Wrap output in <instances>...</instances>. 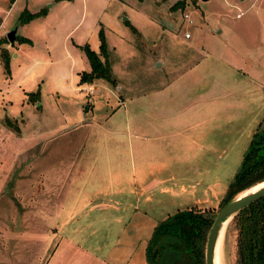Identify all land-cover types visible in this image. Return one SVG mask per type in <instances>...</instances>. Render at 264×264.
<instances>
[{
    "label": "rangeland",
    "instance_id": "1",
    "mask_svg": "<svg viewBox=\"0 0 264 264\" xmlns=\"http://www.w3.org/2000/svg\"><path fill=\"white\" fill-rule=\"evenodd\" d=\"M85 46L116 83L80 82ZM260 74L264 0H0V264L86 262L76 244L144 245L150 216L218 211L264 128Z\"/></svg>",
    "mask_w": 264,
    "mask_h": 264
},
{
    "label": "trees",
    "instance_id": "2",
    "mask_svg": "<svg viewBox=\"0 0 264 264\" xmlns=\"http://www.w3.org/2000/svg\"><path fill=\"white\" fill-rule=\"evenodd\" d=\"M35 13H28L32 17ZM24 39L22 36H17ZM16 38V39H17ZM101 51L106 43L101 41ZM89 70L79 73L80 82L105 79L116 83L107 56L84 47ZM7 66L8 52L2 53ZM264 179V128H257L243 159L231 179L219 208L243 190ZM216 210L183 209L159 221L147 241V264H205V247ZM225 236L233 237L234 253L230 264H264V196L251 202L228 222Z\"/></svg>",
    "mask_w": 264,
    "mask_h": 264
},
{
    "label": "crops",
    "instance_id": "3",
    "mask_svg": "<svg viewBox=\"0 0 264 264\" xmlns=\"http://www.w3.org/2000/svg\"><path fill=\"white\" fill-rule=\"evenodd\" d=\"M254 83H258L260 88L264 91V74L259 77V80H256L255 78L252 79ZM92 87V85H90ZM149 156H147L148 159ZM157 180H151L144 185V189L147 190L150 189V185L152 182H156ZM147 199V198H146ZM150 198L148 197L147 200ZM137 204V203H136ZM134 204L132 210H136L137 206ZM110 207L111 205L109 203H104L103 207ZM130 211L129 213H116V219L118 220V225H120V232H124L127 229V226H130V222L132 219L138 215H133V211ZM142 215V214H141ZM147 213L143 214V217H147ZM127 218L129 220L127 221ZM158 223L152 216H150V236L153 232V229L155 225ZM90 235H93L90 233ZM147 241H145L144 245L132 243V242H126V243H117L114 245H101V244H88L81 246L79 244H76L74 246L75 250H80L87 252L90 256L94 257V259L89 261H81L78 259L68 260L62 259L58 261H54L53 264H147L146 261V249ZM70 245V244H69ZM82 247V248H81ZM99 252V253H98ZM84 260V259H83ZM84 262V263H83Z\"/></svg>",
    "mask_w": 264,
    "mask_h": 264
},
{
    "label": "water",
    "instance_id": "4",
    "mask_svg": "<svg viewBox=\"0 0 264 264\" xmlns=\"http://www.w3.org/2000/svg\"><path fill=\"white\" fill-rule=\"evenodd\" d=\"M17 36L18 25H16L6 33V37L9 42H13L17 38ZM262 196H264V184L252 191H249V193L247 194L241 195L240 193L234 199L219 208L212 223L211 229L208 233L205 247V264H214L215 247L220 235V231L222 230L224 224H228V222L237 212Z\"/></svg>",
    "mask_w": 264,
    "mask_h": 264
},
{
    "label": "bare ground",
    "instance_id": "5",
    "mask_svg": "<svg viewBox=\"0 0 264 264\" xmlns=\"http://www.w3.org/2000/svg\"><path fill=\"white\" fill-rule=\"evenodd\" d=\"M264 184V180L252 185L251 187L245 189L242 191L241 195L247 194L249 193V191H252L258 187H260L261 185ZM226 224H224L222 230L220 231V235L215 247V252H214V264H223V260H222V248H223V240H224V234H225V230H226Z\"/></svg>",
    "mask_w": 264,
    "mask_h": 264
},
{
    "label": "built area",
    "instance_id": "6",
    "mask_svg": "<svg viewBox=\"0 0 264 264\" xmlns=\"http://www.w3.org/2000/svg\"><path fill=\"white\" fill-rule=\"evenodd\" d=\"M239 14H240V13H237V16H238ZM183 18H184L187 22H189V23L193 21V19H192L190 13H188V12H184V13H183ZM190 35H191V33H190L189 30H185V31H184V36H185V37H189ZM85 90H86V91H90V92L93 91V89H92V87H91L90 85H88V86L85 88Z\"/></svg>",
    "mask_w": 264,
    "mask_h": 264
}]
</instances>
